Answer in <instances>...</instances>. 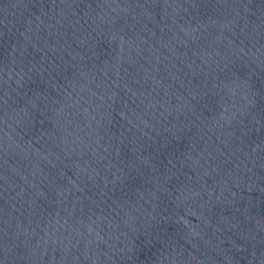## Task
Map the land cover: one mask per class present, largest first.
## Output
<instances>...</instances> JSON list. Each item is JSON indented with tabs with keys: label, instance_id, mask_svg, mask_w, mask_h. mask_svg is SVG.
Here are the masks:
<instances>
[{
	"label": "water",
	"instance_id": "obj_1",
	"mask_svg": "<svg viewBox=\"0 0 264 264\" xmlns=\"http://www.w3.org/2000/svg\"><path fill=\"white\" fill-rule=\"evenodd\" d=\"M0 264H264V0H0Z\"/></svg>",
	"mask_w": 264,
	"mask_h": 264
}]
</instances>
